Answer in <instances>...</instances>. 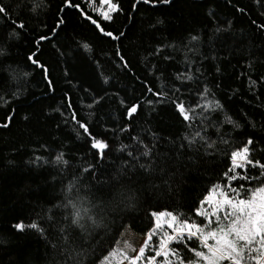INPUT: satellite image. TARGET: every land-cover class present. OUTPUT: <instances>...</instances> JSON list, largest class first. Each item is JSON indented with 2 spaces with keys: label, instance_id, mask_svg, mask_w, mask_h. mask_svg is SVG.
Returning a JSON list of instances; mask_svg holds the SVG:
<instances>
[{
  "label": "snow or ice",
  "instance_id": "1",
  "mask_svg": "<svg viewBox=\"0 0 264 264\" xmlns=\"http://www.w3.org/2000/svg\"><path fill=\"white\" fill-rule=\"evenodd\" d=\"M173 3L174 0H130L127 18L133 19L132 13L138 12L141 6L155 9ZM256 3L264 7V0H256ZM41 7L50 6L44 5L43 0H0V31L3 32V41L0 42V73L3 74L0 77V109L4 110L0 129H9L14 123L16 105L27 92L28 78L37 69L47 89L55 92L51 70L41 60V55L44 44L51 43L67 25V10H74L103 37L114 41L127 38L124 31L114 33L106 29V24L125 14L122 0H61L53 27L49 28L41 21L38 26L41 31L32 38V49L25 56L26 66L31 71L21 69L19 65L4 67L11 59L8 41L19 39L28 26L24 15L36 13ZM207 15L210 20L215 19L214 10L209 9ZM164 24L165 20L157 17L148 27L155 30ZM257 28L264 32V23ZM229 31L230 28H214L209 43H213V37L219 39L221 34ZM201 42L199 33L190 34L187 43L169 41L146 50L142 59L151 82L145 78L140 83L151 98L126 99L119 91L109 94L107 89L94 92L84 88L90 103H82L81 109H77L70 92H65L61 107L53 109L62 118L57 128L61 124L71 127L76 138L84 141L86 151L84 155L75 156L59 150L50 157L35 155L29 159L27 163L36 167L52 166L56 174L51 175V180L60 185L61 195L53 197L47 207H34L27 220L17 217L10 224L16 233L32 231L38 234L51 250L50 264H264V119L257 122L246 112H240L238 117L230 114L226 103L213 90H218L220 85L209 86L204 77L203 60L208 57L200 52ZM76 44L78 50L93 52L92 45L87 42L77 41ZM57 52L64 56L58 47ZM181 54L183 59L178 60L177 56ZM193 55L200 58V63L192 58ZM115 56L119 59V68H130L126 54L119 47ZM90 59L99 78L109 84L114 77L104 74L98 59L94 56ZM169 65L183 66L184 70L166 76ZM248 68L252 69L251 62ZM216 72H220L219 67ZM242 75H246L247 91L252 94L247 106L254 107L264 116V100L260 98L264 95L260 92L264 89V75L255 79L252 75ZM64 76L71 84L67 67ZM238 93L239 90H234L228 99ZM113 96L122 109L124 123L117 121L114 122L116 127H109L100 113L103 103ZM161 107L170 108L179 124L180 131L175 138L162 137L147 126L136 135L132 134L136 131L135 122L146 108L150 116L158 114ZM82 109L88 110L86 115L81 114ZM28 118L23 117L24 120ZM249 128L252 129L250 134L241 135ZM122 136H127L130 143H123ZM165 139L177 154H188L189 160L195 155L205 160L222 158L224 167L219 180L193 206L191 215L167 208L147 211L149 223L138 248L127 240L117 239L103 255H96L92 242L101 232L111 229L115 223L112 217L121 220V238L125 235L124 230L131 227L124 221L130 218L140 202L138 189L133 185L146 180L157 187L154 181L160 178L167 186L164 179L167 169L159 163L161 157L157 148ZM41 148L46 146L41 145ZM116 153L119 155L112 159ZM3 243L5 241L0 239V244Z\"/></svg>",
  "mask_w": 264,
  "mask_h": 264
},
{
  "label": "trees",
  "instance_id": "2",
  "mask_svg": "<svg viewBox=\"0 0 264 264\" xmlns=\"http://www.w3.org/2000/svg\"><path fill=\"white\" fill-rule=\"evenodd\" d=\"M122 2L125 14L117 16L113 23L106 24L109 31L126 33L127 38H121L119 41L101 36L74 10H67V25L51 43L44 44L41 55V60L46 62L51 70L55 92L47 89L37 69L28 78L27 92L16 105L17 115L14 123L9 129H0V239L5 241L0 244V264H50L52 259L50 248L38 234L32 231L16 233L10 228V224L14 223L17 217L27 220L34 207H47L53 197L61 195L60 185L51 180V175L56 174L52 166L36 167L27 163L29 159L35 155L50 157L59 150L75 156L84 155L86 151L84 141L76 138L71 127L61 124V127L57 128L62 118L60 113L53 109L61 107L65 92H70L77 109H81L82 103L91 102L84 93V88H90L94 92L107 89L109 94L119 91L120 96L126 99L151 98L150 94L144 92L140 83L145 78L151 82L142 59L146 50L153 45L169 41L183 40L187 43L190 34L199 33L202 36L200 52L208 57L203 60L202 71L209 86L217 83L220 85L218 90L213 88L216 96L226 103L230 114L236 117L240 112H246L249 118L257 122L264 119L254 107L247 106L246 102L252 100V94L247 91L246 75H242H252L253 79L264 75V32L257 28V25L264 23V7L257 4L256 0H174L171 5H161L155 9L141 6L138 12L132 13L131 20L127 18L130 0ZM43 4L50 7H41L36 13L24 15L28 26L19 39L8 41L11 59L5 62L4 67L12 65L15 68L19 65L21 69L31 71V68L26 66L25 56L32 49V38L36 32L41 31L38 27L41 21L46 22L49 28L53 27L61 0H43ZM240 8L244 11H238ZM209 9L214 10V20H210L207 15ZM157 17L163 18L165 24L155 30L150 29L149 24ZM253 21L256 23L253 24ZM228 22H231L230 25ZM216 27L230 28V31L221 34L219 39L213 37V43L210 44L209 37L213 36ZM2 41L3 32L0 31V42ZM77 41L91 44L93 52L89 54L82 49L78 50ZM53 44L56 47H53ZM57 47L64 53L63 57L57 52ZM117 47L126 54L129 69L122 70L118 67L119 59L115 56ZM92 56L100 61L105 75L114 77L109 84H104L99 78L95 66L91 63ZM192 58L200 63V58L194 55ZM177 59L182 60L183 55H178ZM249 62L252 64L251 70L248 68ZM65 67L69 70L68 79H72L71 84L64 76ZM217 67L220 68L219 73L216 72ZM183 70V66L169 65L165 75ZM2 75L0 73V77ZM137 77L139 79H136ZM234 90H239V93L229 100L228 95ZM260 92L264 93V89H260ZM260 98L264 100V95ZM87 111L82 109L81 114L86 115ZM121 112L119 102L113 96L111 100L103 103L100 115L105 117L109 127H116L114 122L124 123ZM147 113L146 108L135 122L136 131H133V135L146 126L166 138H175L179 133V124L170 108L161 107L158 114L150 116ZM3 115L4 110L0 109V118ZM109 115L111 119H108ZM24 116L29 118L24 120ZM99 130L97 128V131ZM251 132L252 129H245L241 135ZM120 140L130 143L127 136H122ZM41 145L46 148H41ZM157 148L161 157L159 163L167 169V175L164 176L167 186L160 178L154 181L157 187H153L146 180L133 185L138 189L140 202L135 212L124 223L130 224L131 227L127 230L138 236H144L148 226L147 211L167 208L169 211L191 215L193 206L203 197L206 190L219 180L224 167L222 158L205 160L195 155L189 160L188 154H177L166 139L161 140ZM118 155L119 153H116L112 159ZM112 219L115 223L111 229L101 232L97 240L92 242L98 256L103 255L105 249H110L114 246V241L120 239L121 220L117 217Z\"/></svg>",
  "mask_w": 264,
  "mask_h": 264
},
{
  "label": "rangeland",
  "instance_id": "3",
  "mask_svg": "<svg viewBox=\"0 0 264 264\" xmlns=\"http://www.w3.org/2000/svg\"><path fill=\"white\" fill-rule=\"evenodd\" d=\"M144 238V236H138L127 229L125 230V235L123 236V238L120 237V239L127 240L133 247L136 248H138L143 243Z\"/></svg>",
  "mask_w": 264,
  "mask_h": 264
}]
</instances>
